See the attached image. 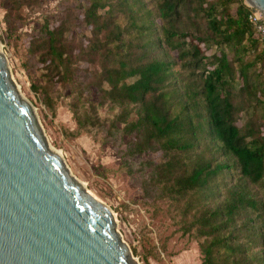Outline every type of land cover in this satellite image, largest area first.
<instances>
[{
	"label": "trees",
	"instance_id": "1",
	"mask_svg": "<svg viewBox=\"0 0 264 264\" xmlns=\"http://www.w3.org/2000/svg\"><path fill=\"white\" fill-rule=\"evenodd\" d=\"M68 1L93 37L89 48L110 85L105 95L139 104L129 125L138 150L157 143L183 154L177 191L218 198L223 186L224 197L197 223L208 238L201 264H264V39L250 7L244 0ZM64 23L46 20L39 44L58 83L71 80ZM176 72L195 87L189 98ZM202 129L212 155L201 148ZM175 164L164 166L177 173Z\"/></svg>",
	"mask_w": 264,
	"mask_h": 264
},
{
	"label": "rangeland",
	"instance_id": "2",
	"mask_svg": "<svg viewBox=\"0 0 264 264\" xmlns=\"http://www.w3.org/2000/svg\"><path fill=\"white\" fill-rule=\"evenodd\" d=\"M81 14L68 0H0V47L12 77L34 105L49 146L112 209L116 228L138 264H201L208 238L197 223L224 197V188L219 187L218 198L205 191H177L174 182L181 175L183 154L157 143L138 150L129 125L139 104H121L105 95L110 85L99 55L89 48L93 37L81 25ZM46 20L50 26L65 20L72 52L67 82H56L41 58ZM175 78L189 98L195 89L191 81L183 82L179 72ZM245 120L243 116L238 122ZM198 138L205 154L212 155V140L203 129ZM169 159L177 162V173L165 168Z\"/></svg>",
	"mask_w": 264,
	"mask_h": 264
},
{
	"label": "water",
	"instance_id": "3",
	"mask_svg": "<svg viewBox=\"0 0 264 264\" xmlns=\"http://www.w3.org/2000/svg\"><path fill=\"white\" fill-rule=\"evenodd\" d=\"M244 1L264 19V0ZM0 264H138L112 209L48 147L1 47Z\"/></svg>",
	"mask_w": 264,
	"mask_h": 264
},
{
	"label": "built area",
	"instance_id": "4",
	"mask_svg": "<svg viewBox=\"0 0 264 264\" xmlns=\"http://www.w3.org/2000/svg\"><path fill=\"white\" fill-rule=\"evenodd\" d=\"M249 6V5H248ZM250 7V12L248 14L249 20L254 25L259 36L264 39V19L260 11L256 8Z\"/></svg>",
	"mask_w": 264,
	"mask_h": 264
},
{
	"label": "bare ground",
	"instance_id": "5",
	"mask_svg": "<svg viewBox=\"0 0 264 264\" xmlns=\"http://www.w3.org/2000/svg\"><path fill=\"white\" fill-rule=\"evenodd\" d=\"M48 147L52 150V151H54V152H56L54 149H52L50 146H49V144H48ZM57 153V152H56ZM134 260H135V258H134ZM136 261V260H135Z\"/></svg>",
	"mask_w": 264,
	"mask_h": 264
}]
</instances>
